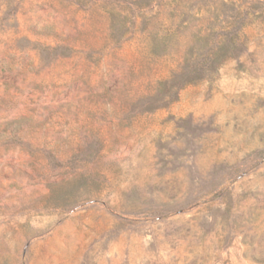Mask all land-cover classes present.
<instances>
[{"label":"rangeland","instance_id":"374dc122","mask_svg":"<svg viewBox=\"0 0 264 264\" xmlns=\"http://www.w3.org/2000/svg\"><path fill=\"white\" fill-rule=\"evenodd\" d=\"M0 264H264V0H0Z\"/></svg>","mask_w":264,"mask_h":264}]
</instances>
